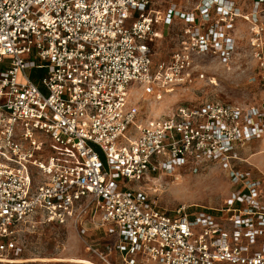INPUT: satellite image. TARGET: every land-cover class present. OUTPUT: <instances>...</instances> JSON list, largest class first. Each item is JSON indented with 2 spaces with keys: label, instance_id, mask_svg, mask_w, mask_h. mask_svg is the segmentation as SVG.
I'll return each instance as SVG.
<instances>
[{
  "label": "built area",
  "instance_id": "built-area-1",
  "mask_svg": "<svg viewBox=\"0 0 264 264\" xmlns=\"http://www.w3.org/2000/svg\"><path fill=\"white\" fill-rule=\"evenodd\" d=\"M160 26L180 34L156 64ZM242 43L264 86V0L164 12L154 0H0V261L22 256L24 229L53 224L76 229L101 264H264V194L251 173L231 171L240 190L219 214L168 213L142 188L156 174L228 164L264 136V103L182 102L137 124L146 98L216 86L196 61L232 64ZM40 136L78 163L46 157ZM98 230L107 240L88 236Z\"/></svg>",
  "mask_w": 264,
  "mask_h": 264
},
{
  "label": "rangeland",
  "instance_id": "rangeland-1",
  "mask_svg": "<svg viewBox=\"0 0 264 264\" xmlns=\"http://www.w3.org/2000/svg\"><path fill=\"white\" fill-rule=\"evenodd\" d=\"M187 1L191 5L195 2L154 0V4L158 10L164 12L172 2L182 9ZM159 29L162 37L153 46L156 64L168 60L177 48L180 34L179 26L170 29L160 26ZM238 54V58L232 64H224L213 58L204 62L198 59L196 64L199 70H203L207 78L215 79L216 86L200 82L196 87L178 89L174 94L164 95V100L160 103L146 98L142 102L144 111L137 124L155 117H167L182 102L220 100L226 104L252 107L263 104L264 86L259 80L261 72L257 62L251 57L247 44L242 43ZM130 91L131 98L136 100L141 88L134 83ZM39 138L46 141L44 148L46 157L55 156L61 162L68 159L71 164L78 163L77 158L74 160L66 149L43 136ZM233 170L249 172L254 178L262 180L264 194V136L237 147L236 158L230 160L228 164L218 162L193 164L178 169L173 176L156 174L150 181H144L142 188L161 210L168 213L173 214L185 208L191 213L199 210L219 214L225 208L227 200L240 190V187L232 182L230 174ZM96 236L97 239L103 237L100 232H97ZM19 245L24 249L22 256L3 257L0 264H79L65 261L69 259L96 262V258L87 251L84 239L70 226L37 224L28 227L20 235Z\"/></svg>",
  "mask_w": 264,
  "mask_h": 264
},
{
  "label": "crops",
  "instance_id": "crops-1",
  "mask_svg": "<svg viewBox=\"0 0 264 264\" xmlns=\"http://www.w3.org/2000/svg\"><path fill=\"white\" fill-rule=\"evenodd\" d=\"M164 32H165V30H164ZM163 32V33H164ZM164 35H165V33H164ZM101 233L102 235H103V237L102 238H99V239H97L96 237V233ZM91 239H93V240H96L97 242H99V241H104V240H107V238H106V233H105V231H101V230H98V231H91L90 233H89V235H88ZM91 262V261H90ZM92 263V262H91ZM92 264H101L100 263V261H98L97 259H96V262H93Z\"/></svg>",
  "mask_w": 264,
  "mask_h": 264
},
{
  "label": "bare ground",
  "instance_id": "bare-ground-1",
  "mask_svg": "<svg viewBox=\"0 0 264 264\" xmlns=\"http://www.w3.org/2000/svg\"><path fill=\"white\" fill-rule=\"evenodd\" d=\"M67 262H72V263H79V264H91L90 262L86 261V260H80V259H69V260H65ZM11 262H17V261H11Z\"/></svg>",
  "mask_w": 264,
  "mask_h": 264
},
{
  "label": "trees",
  "instance_id": "trees-1",
  "mask_svg": "<svg viewBox=\"0 0 264 264\" xmlns=\"http://www.w3.org/2000/svg\"><path fill=\"white\" fill-rule=\"evenodd\" d=\"M36 76L38 77V75H36V73H33L34 80H37Z\"/></svg>",
  "mask_w": 264,
  "mask_h": 264
}]
</instances>
